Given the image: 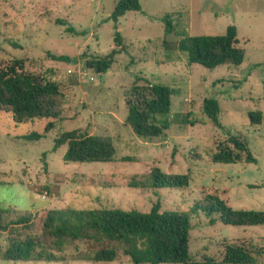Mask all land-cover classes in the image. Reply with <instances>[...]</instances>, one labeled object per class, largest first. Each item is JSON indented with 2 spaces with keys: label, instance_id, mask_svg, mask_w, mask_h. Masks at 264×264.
I'll return each mask as SVG.
<instances>
[{
  "label": "rangeland",
  "instance_id": "1",
  "mask_svg": "<svg viewBox=\"0 0 264 264\" xmlns=\"http://www.w3.org/2000/svg\"><path fill=\"white\" fill-rule=\"evenodd\" d=\"M116 1L0 0V65L22 59L27 71L57 81L64 100L56 119L15 124L10 112L0 110V211L8 210L6 220L30 213L29 228L20 231L36 235L53 208L148 211L157 202L160 211H187L206 194L222 189L226 193L217 195L229 206L264 210V0H139L141 10L126 12L114 28L108 17ZM166 14L174 32L165 33ZM229 25L237 29L236 46L245 51L238 66L207 69L189 63L176 49L180 33L218 35ZM115 30L126 39V49L115 55L105 72L86 68V57L111 51ZM51 55L69 60L56 61ZM141 79L172 89L170 124L161 136L148 140L135 136L125 124V92ZM207 98L218 102L219 125L203 112ZM250 110L261 111L260 124H250ZM48 122L52 127L45 131ZM74 128L110 136L114 160L65 163L66 146L52 150L53 139ZM29 132L42 137L24 139ZM227 133L245 139L256 163L211 160ZM123 156L133 161H122ZM152 166L188 174V186L129 187L132 178ZM190 225L189 251L194 260L207 255L220 261L227 243L259 248L264 254V225H226L206 210L191 212ZM7 237V231H0V251ZM92 247L77 240L60 253L62 262L0 260V264H132L121 251L112 262L76 259V249ZM256 259L261 264L263 257Z\"/></svg>",
  "mask_w": 264,
  "mask_h": 264
},
{
  "label": "trees",
  "instance_id": "2",
  "mask_svg": "<svg viewBox=\"0 0 264 264\" xmlns=\"http://www.w3.org/2000/svg\"><path fill=\"white\" fill-rule=\"evenodd\" d=\"M139 0H117L108 17L114 23L129 11H140ZM107 19V20H108ZM165 33L174 32L169 15H164ZM57 23L63 24L58 20ZM66 30L71 31L68 27ZM237 29L227 26L223 34L187 35L180 33L176 49L184 53L189 63L199 64L207 69L219 65L238 66L245 51L236 46ZM126 49V39L114 31L112 49L102 56L85 58V66L96 73L107 71L114 57ZM85 57V55H84ZM56 61H68L65 55H51ZM131 84L125 92L124 104L127 108L125 124L138 138L148 140L159 137L168 128L170 121V99L172 89L162 83L141 79ZM60 84L25 69L22 59L13 58L0 65V110L10 112L15 124L33 122L48 118H59L63 105ZM203 112L216 125L219 105L215 98L203 101ZM250 124L262 121L259 110L247 113ZM52 127L48 122L45 131ZM227 139L219 142L211 155L214 163H256V158L241 136L227 133ZM42 135L29 132L23 138L37 140ZM65 145L62 156L65 163L112 162L115 146L108 135L89 134L80 128L61 132L53 139L52 150ZM122 161H133L131 156L121 157ZM189 184L185 173H167L158 166L136 176L129 181V187L142 190L183 189ZM206 194L187 211H160L159 203H153L148 211L121 208H53L44 217L39 234H27L20 229L29 228L31 215H19L6 220L8 210L0 211V231H7V244L0 251L4 261H44L62 262V253L67 244L84 240L93 245L92 249L79 251L76 259L92 262H112L118 252L126 255L132 264H258L256 256L263 257L261 249L246 245L225 244L220 261L211 256L194 260L189 251L190 216L195 210L216 213L226 225H264V210L233 208L217 194Z\"/></svg>",
  "mask_w": 264,
  "mask_h": 264
},
{
  "label": "built area",
  "instance_id": "3",
  "mask_svg": "<svg viewBox=\"0 0 264 264\" xmlns=\"http://www.w3.org/2000/svg\"><path fill=\"white\" fill-rule=\"evenodd\" d=\"M68 72H71L70 70H68Z\"/></svg>",
  "mask_w": 264,
  "mask_h": 264
}]
</instances>
